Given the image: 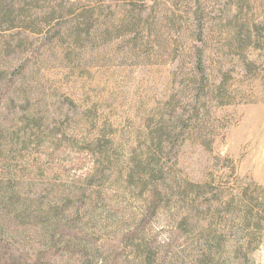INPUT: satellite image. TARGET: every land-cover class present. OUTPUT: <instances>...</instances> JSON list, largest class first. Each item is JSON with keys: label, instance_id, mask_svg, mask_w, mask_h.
Returning <instances> with one entry per match:
<instances>
[{"label": "rangeland", "instance_id": "1", "mask_svg": "<svg viewBox=\"0 0 264 264\" xmlns=\"http://www.w3.org/2000/svg\"><path fill=\"white\" fill-rule=\"evenodd\" d=\"M2 7L0 264H264V0Z\"/></svg>", "mask_w": 264, "mask_h": 264}, {"label": "trees", "instance_id": "2", "mask_svg": "<svg viewBox=\"0 0 264 264\" xmlns=\"http://www.w3.org/2000/svg\"><path fill=\"white\" fill-rule=\"evenodd\" d=\"M0 10H4V8L2 7L0 8ZM4 15L6 16L5 13H2V16L0 17L2 18ZM251 42H253V37L252 35H249V37L245 36L244 40L238 43L239 45H241V47H243L245 43L248 44ZM197 58L198 72L202 75V77L205 78V56L201 48H199ZM243 198L245 199L241 208L235 207V202L232 200L227 203V206L229 208V214L231 215V219H237V221H239V225L242 228L240 230L232 232L237 244L239 245L238 252L243 251L245 258L248 259L249 254L252 253L255 250L256 245L259 244L258 233L261 232L263 227L262 224L264 223V205L260 204L255 199L249 200L247 195ZM216 212L219 211L217 210ZM214 243H216L217 247L222 248V243L220 242V239L218 237L214 239ZM212 257V250L208 246L204 247L202 249L198 264H214Z\"/></svg>", "mask_w": 264, "mask_h": 264}]
</instances>
